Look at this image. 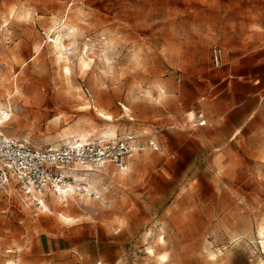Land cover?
<instances>
[{"label":"rangeland","instance_id":"obj_1","mask_svg":"<svg viewBox=\"0 0 264 264\" xmlns=\"http://www.w3.org/2000/svg\"><path fill=\"white\" fill-rule=\"evenodd\" d=\"M0 107L37 148L161 149L46 210L0 189V264H264V0H0Z\"/></svg>","mask_w":264,"mask_h":264},{"label":"built area","instance_id":"obj_2","mask_svg":"<svg viewBox=\"0 0 264 264\" xmlns=\"http://www.w3.org/2000/svg\"><path fill=\"white\" fill-rule=\"evenodd\" d=\"M3 118L0 111V128ZM187 120L205 125L202 114ZM146 149L161 150L153 137L132 134L113 140H71L41 149L0 131V189L13 184L31 206L40 209L48 194L61 197L68 191L72 185L68 172L77 168L101 171L107 164L126 172L133 155Z\"/></svg>","mask_w":264,"mask_h":264},{"label":"bare ground","instance_id":"obj_3","mask_svg":"<svg viewBox=\"0 0 264 264\" xmlns=\"http://www.w3.org/2000/svg\"><path fill=\"white\" fill-rule=\"evenodd\" d=\"M59 47H60V46H59ZM64 74H65L66 76H69L70 72H69L68 67H65V68H64ZM82 107L86 109V108H89L90 106H89L88 104H85V105H83ZM1 110H2V108L0 107V111H1ZM2 114L4 115V117H7V116H8V114L5 113V112H2ZM110 118H111V117L108 116V119H110ZM81 189L87 191V193L90 194V191H89V190H88L83 184L76 182V183L70 185V187L68 188V193H65L64 197H58V198H56V199H57L59 202L64 203V201H67V198L72 197L77 191H80ZM43 209L45 210V204H43ZM60 217H61L64 221H66V222H69V221H70V219L65 218L64 216H61V215H60Z\"/></svg>","mask_w":264,"mask_h":264},{"label":"crops","instance_id":"obj_4","mask_svg":"<svg viewBox=\"0 0 264 264\" xmlns=\"http://www.w3.org/2000/svg\"><path fill=\"white\" fill-rule=\"evenodd\" d=\"M95 172H98V171H95ZM12 190H13V189H12ZM45 198H46V197H45ZM55 200H57V199H55ZM57 201H58V200H57ZM46 209H47V208H46ZM46 209H45V210H46ZM70 219H71V218H70Z\"/></svg>","mask_w":264,"mask_h":264},{"label":"snow or ice","instance_id":"obj_5","mask_svg":"<svg viewBox=\"0 0 264 264\" xmlns=\"http://www.w3.org/2000/svg\"><path fill=\"white\" fill-rule=\"evenodd\" d=\"M85 67H87V65H85Z\"/></svg>","mask_w":264,"mask_h":264}]
</instances>
